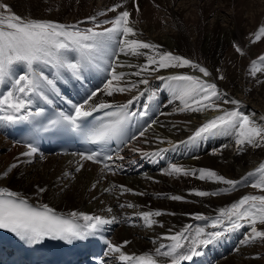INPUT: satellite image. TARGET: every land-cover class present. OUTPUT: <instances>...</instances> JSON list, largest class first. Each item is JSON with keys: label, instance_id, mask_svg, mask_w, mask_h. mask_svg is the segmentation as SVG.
<instances>
[{"label": "bare ground", "instance_id": "bare-ground-1", "mask_svg": "<svg viewBox=\"0 0 264 264\" xmlns=\"http://www.w3.org/2000/svg\"><path fill=\"white\" fill-rule=\"evenodd\" d=\"M3 1L10 4L21 15H32L36 19L53 20L63 24H76L86 21V18L90 16H97L98 21L111 19L116 13H107L105 16H99L98 13L121 2V0ZM136 3L139 4V12L135 11L133 0H128L125 5L132 13L131 19L134 22L132 26L137 31L135 38L162 45L163 49L172 51L175 55L195 52L202 58H198L200 60L196 63L208 68L212 73L211 77L206 78L191 68L175 67L161 69L151 75L146 74L149 83L140 85L139 91L145 90L144 100L149 99L150 95L159 96L157 99L150 98L151 114L157 123L145 129L144 137L138 136L137 140L132 141L124 155L128 160L152 159L149 171L128 176L111 173L105 175L106 179H104L98 165L80 161L76 155L22 156L21 153L28 151V148L13 143L0 133V172L19 161L18 166L7 178L0 179V187H13L21 194L40 199L45 204H52L60 209L99 210L104 205L113 207L115 212L121 215L132 216L134 213L158 207L157 210L165 213L160 217H154L158 223L149 230L133 231L135 229L133 226H123L119 229L114 244L118 245V240L130 239V243L122 248V251L127 254L131 251L136 253L140 248L155 249L160 243H169L167 240L160 239L162 234L174 233L185 225H191L193 229L204 227L208 231L213 230L208 218H215L219 207L217 209L216 204L208 203L203 197L194 195V190L200 187L202 189L204 184H213V188L219 189L222 183L202 181L198 179V173L196 176L167 175L165 170L172 164L182 166L185 170H193L211 169L209 165L213 166L217 163L216 168L213 167L212 170L217 173L219 171V174L224 172L222 175L226 178L241 181L244 184L248 178H252L248 174L253 173L252 171L260 164L255 163L264 161V156H260V154L264 155V152L259 150L253 155L255 148L250 149L251 155H247L246 150L237 151L235 135L226 132L210 134L213 142L210 141L200 153L188 154V142L201 138L190 139L197 129L221 112L213 109L202 112L180 111L183 103L174 98L172 91V86L178 82L167 79L172 75L191 74L215 81L220 91L226 93L224 99H237L242 102L239 107L246 113L255 112L257 118L264 117V71L257 72L255 76L249 74L251 62L264 55V38L252 43L250 35L264 24V6L262 7L264 0H136ZM92 26L90 21L79 24L81 29ZM108 26L103 25V27ZM234 43L239 44L243 49V55L235 51ZM110 61L118 65H138L144 62V58L123 54L119 55L118 60L117 57L113 59V56L105 57L102 58L105 70L108 69ZM209 61L211 65L219 67L220 71L222 69L221 73L223 69L224 71L226 69V76L223 74L227 78L217 80L216 72H213ZM237 63L239 67L235 66ZM256 67H264V64L258 63ZM117 71L131 73L135 69L118 66ZM141 78L126 76L125 81L135 82ZM2 87L7 91L10 86L2 85ZM137 94L138 90L133 89L111 97L100 95L96 101L126 100ZM234 107L236 106L231 104L223 105L225 110ZM174 140H183V155L178 156L176 160L172 158L159 160L158 156L145 157L143 154L145 152L165 153L173 143H176L173 142ZM133 148L139 151H133ZM221 156L223 158H220ZM219 160L227 161L225 166H222L225 170L218 164ZM78 162L84 164L80 172L75 171ZM156 163L158 165L153 169ZM244 173L245 177L242 176ZM93 183L97 184L95 189L92 188ZM115 184L131 188L133 192L122 194L119 187L110 192L104 191L105 188ZM41 187L45 189L43 193L38 191ZM172 195H179L184 199L167 201L166 206L169 208L161 206L162 202L157 205L155 200L162 201ZM128 203H132L135 207L121 208L119 206ZM195 214H200L205 219L197 220ZM241 230L231 232L234 233L235 240L239 238L238 244L215 264H247L248 261L264 264V254L255 252L257 242L247 245L242 243L250 229L245 227L240 239ZM212 246L221 247L220 244L215 243ZM246 255H248L247 258Z\"/></svg>", "mask_w": 264, "mask_h": 264}, {"label": "snow or ice", "instance_id": "snow-or-ice-1", "mask_svg": "<svg viewBox=\"0 0 264 264\" xmlns=\"http://www.w3.org/2000/svg\"><path fill=\"white\" fill-rule=\"evenodd\" d=\"M128 0L114 4L104 12L98 13L105 16L107 13H116L111 19L97 20V16H90L86 21L92 22V27L81 29L80 23L63 24L53 20L24 18L11 11L8 4L0 3V85H10L7 91L0 92V122L14 124L19 121H27L35 117L43 116L44 107L31 110L34 103L33 97L43 99L47 104L52 100L45 94L44 89L64 99L56 86V79H49L41 69V66H52L57 69L55 77L60 78V69H67L74 77L80 78L81 71L90 65H94L99 59L105 57H117L120 54L125 56L143 57L144 62L138 65H118L112 62L108 65L107 79L102 87L92 90L86 98L79 103L67 100L71 105V112H59L55 119L48 122L47 128L59 126L61 130L77 133L86 140L94 143L104 142L105 144L113 139H120L122 143H131L138 139L133 135L126 141L123 139L124 129L127 123L136 115H146L145 112L130 113L129 107L137 101L141 95L146 93L139 91L140 85H147L149 80L146 74L151 75L161 69L175 67H189L198 71L203 77H211L212 73L208 68L196 63L184 56L175 55L171 51H164L162 45L145 42L135 38L136 29L132 26V13L125 5ZM135 11L139 12V4L133 0ZM122 9V10H121ZM103 25H109L103 27ZM100 30H97V29ZM251 42L256 43L264 38V24L260 25L255 33L250 34ZM237 53L243 55L241 47L234 43ZM118 49V52H117ZM77 53L79 59H69V55ZM264 64V55L251 62L250 75L255 76L257 72L264 71V67L256 65ZM98 66V65H96ZM134 68L135 71L125 73L117 71V67ZM219 73V70H217ZM126 76L142 77L135 82H126ZM164 79L163 77H157ZM223 74H218L216 79L222 80ZM170 81L178 82L172 86L173 96L183 103L180 111L202 112L213 109L221 112L213 119L202 124L194 136L190 139L202 137L219 132H226L235 135L237 151H243L245 146L264 148V117L257 118L255 112L246 113L239 106L241 101L237 99H224L226 93L218 88L215 81L203 79L200 76L191 74L172 75L167 78ZM259 82V81H258ZM133 89L138 94L128 100L126 104L113 105L107 102L96 103L100 95L114 96L117 93H125ZM150 99V98H149ZM224 104H231L236 107L225 110ZM115 107L116 111H105L104 118L107 122L99 123L98 126L89 128L87 118L93 113ZM148 107L147 104L144 105ZM23 113V115L21 114ZM157 123L153 120L148 125ZM47 128L43 130H47ZM39 131V130H38ZM145 131L139 132V137L145 136ZM147 143V140H145ZM28 151L21 153L22 156L32 157L39 152V148L33 142L27 144ZM139 151V149H132ZM163 151V150H161ZM145 157L159 156L160 153H143ZM80 161H89L95 164H102L101 172L115 174L117 166L114 159H123L122 156L104 155L99 152L79 153ZM19 161L10 165L6 170L0 172V179L7 178L13 169L18 166ZM84 167L78 162L75 168L80 172ZM167 175H193L198 173V179L220 182L227 187L217 191L194 190V195L199 197L217 196L221 192L235 190L240 181L226 178L224 175L210 169L185 170L182 166L172 164L165 170ZM259 179L251 186L264 192V163L257 169ZM256 173H249V177ZM65 175H68L65 173ZM98 183V182H97ZM97 187L93 183L92 188ZM119 187L120 192L131 193L133 189L124 185H112L105 188V192L113 191ZM40 193L45 191L39 188ZM144 195L145 193H136ZM95 199V197H93ZM170 199L179 201L184 197L172 195ZM121 208H134L132 203L120 204ZM108 212L112 209L108 208ZM160 210H148L134 213L133 216L142 221L143 226L152 227L158 221L154 217L164 215ZM197 220L205 219L200 214H195ZM117 222L115 216L106 218L101 215L87 214L73 211L67 215L58 214L48 204L33 206L19 193L11 191L6 187H0V230H8L14 233L20 240L29 245L40 244L46 238L66 242L69 245L74 242H86L89 238L95 237L105 226ZM129 222L131 219L129 218ZM258 225L260 226L258 228ZM247 227L250 231L243 244H253L264 241V194H246L238 201L233 202L227 208H221L218 215L212 220L211 228L208 231L204 227L193 229L191 225H185L181 230L174 233L162 234L160 239L169 243H160L154 251L143 254H127L122 248L130 241H124L117 245L111 241L106 242L107 251L104 256H111L118 259L120 264H158L157 258H169L170 264H181L184 261H192L194 257L201 256L200 250L209 245L217 243L226 234L235 232ZM155 243V241H154ZM101 264H104L102 261Z\"/></svg>", "mask_w": 264, "mask_h": 264}, {"label": "rangeland", "instance_id": "rangeland-1", "mask_svg": "<svg viewBox=\"0 0 264 264\" xmlns=\"http://www.w3.org/2000/svg\"><path fill=\"white\" fill-rule=\"evenodd\" d=\"M0 3H5L3 0H0ZM5 4H7V3H5ZM9 6H10V8H11V11L13 12V13H15V14H17V15H20L21 17H24V18H34L32 15H28V16H24L23 14L21 15L18 11H16L10 4H8ZM264 6V4L262 5V7ZM239 45V44H238ZM242 49V48H241ZM164 51H167V49H163ZM169 51V50H168ZM242 51H243V49H242ZM172 52V51H171ZM180 56H184V57H186V58H188V59H190V60H192V61H194V62H198L200 59H198V58H201V57H199L195 52L193 53H191V54H183V53H181L180 54ZM202 59V58H201ZM207 62V64H208V61H206ZM209 64L211 65V62L209 61ZM212 67V69H213V72L215 73V75L217 76L218 74H225V76H226V69H225V71H224V69H223V72L221 73V71H222V69H221V71H220V69H219V67H217V66H214V65H211ZM235 66H238L239 67V65H238V63H237V65L235 64ZM189 68V67H188ZM216 70V71H215ZM217 70H219L220 72L219 73H217ZM224 74H223V76H224ZM224 76V77H225ZM206 78H208V77H206ZM227 77H225V79H226ZM246 84H248V83H246ZM243 110V109H242ZM178 141H183V140H174L173 142H178ZM250 149H254V147H252L251 148V146H245V149L244 150H246L245 152H246V154L247 155H251V152H250ZM259 150L263 153L264 151H262L263 150V148H255L254 149V153H253V155L256 153V152H259ZM248 152H250V153H248ZM264 154V153H263ZM217 155V154H216ZM260 156H264V155H262V154H260ZM220 158H223V156H221ZM263 160H261L260 162H256L255 164H259L258 166H257V168L261 165V162H262ZM225 163H227V161L226 160H219V162H218V164H220V166L222 167H224L225 166ZM262 163H264V161L262 162ZM223 164V165H222ZM216 165H217V163H216ZM216 165L214 164L213 166L212 165H209V167L211 168L210 170H212V168L214 167V169L216 168ZM253 166V165H252ZM222 167V168H223ZM257 168H255V170L254 171H252L253 173H256V169ZM224 170H225V168H223ZM221 171V170H220ZM226 172V171H225ZM218 173H219V171H218ZM222 174H224V172L222 173ZM221 174V175H222ZM226 174H228V173H226ZM243 177H245L246 176V174L244 173V175H242ZM259 179V173H256L255 175H253L252 176V178H248V181H245V183L243 184V183H241V181H240V184L237 186V188L235 189V190H230V191H228V192H221L219 195H217V196H207V197H203L204 198V200L205 201H207L208 203H211V204H216V206H217V209H218V207H219V209H218V213H219V210L221 209V208H227V207H229L233 202H235V201H238L242 196H244V195H246V194H264V192H262L261 190H259V189H256V188H253L251 185L256 181V180H258ZM241 180V179H240ZM250 183V184H249ZM213 185V184H212ZM212 185H208V184H204V185H202V189H201V187L200 188H198V190H203V191H208V192H212V191H217V190H219V189H223L224 187H227V185H225V184H221V187H219V189H216V188H213L214 186H212ZM215 185V184H214ZM212 188V189H211ZM102 191H103V188H102ZM104 192V191H103ZM171 195V194H170ZM222 195V196H221ZM219 198V199H218ZM216 199V200H215ZM170 200H172V199H170V196H167L166 197V199H164V200H162V201H159V200H155V201H157V205L158 204H160L161 202L163 203H161L160 205L161 206H163V207H167V208H169L168 206H166V202L167 201H170ZM215 201V202H214ZM159 205V206H160ZM153 208H155V207H153ZM214 219V218H213ZM212 219V220H213ZM260 226L258 225V228H259ZM135 230H137V228H135L133 231H135ZM138 231V230H137ZM133 236V235H132ZM256 249H255V252H259V254H261V255H263L264 254V251H260V250H264V241H257V244H256ZM258 249V250H257ZM246 258L248 257V255H246L245 256ZM262 264L261 262L259 263V262H254V261H248L247 262V264Z\"/></svg>", "mask_w": 264, "mask_h": 264}]
</instances>
